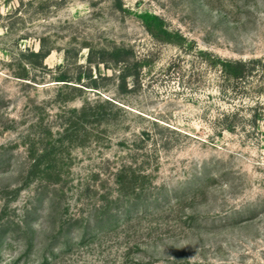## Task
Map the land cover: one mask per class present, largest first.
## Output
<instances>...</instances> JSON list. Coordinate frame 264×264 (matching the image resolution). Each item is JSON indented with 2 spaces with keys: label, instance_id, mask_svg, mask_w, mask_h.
<instances>
[{
  "label": "rangeland",
  "instance_id": "374dc122",
  "mask_svg": "<svg viewBox=\"0 0 264 264\" xmlns=\"http://www.w3.org/2000/svg\"><path fill=\"white\" fill-rule=\"evenodd\" d=\"M219 58L264 62V0H0V264H264V88Z\"/></svg>",
  "mask_w": 264,
  "mask_h": 264
},
{
  "label": "trees",
  "instance_id": "16d2710c",
  "mask_svg": "<svg viewBox=\"0 0 264 264\" xmlns=\"http://www.w3.org/2000/svg\"><path fill=\"white\" fill-rule=\"evenodd\" d=\"M145 26L149 33L163 42H174L172 32L166 27L165 20L161 16L148 15ZM135 51L129 47H115L102 51L99 63L109 61L122 64L119 77L122 81L121 89H127L126 80L137 73L140 61L135 60ZM135 60V61H134ZM92 62V60H91ZM219 69V76L223 83L234 92L243 90L258 93L264 88V62L258 59H218L215 62ZM256 78L258 84L252 83ZM262 81V82H261ZM260 83V84H259Z\"/></svg>",
  "mask_w": 264,
  "mask_h": 264
}]
</instances>
